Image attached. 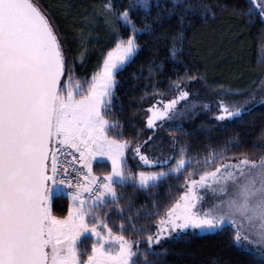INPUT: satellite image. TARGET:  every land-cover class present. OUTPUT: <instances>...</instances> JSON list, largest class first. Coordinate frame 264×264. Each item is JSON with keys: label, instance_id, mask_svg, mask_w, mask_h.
<instances>
[{"label": "snow or ice", "instance_id": "obj_1", "mask_svg": "<svg viewBox=\"0 0 264 264\" xmlns=\"http://www.w3.org/2000/svg\"><path fill=\"white\" fill-rule=\"evenodd\" d=\"M180 4L181 0H173L174 9ZM249 4L246 14L255 13L264 23V0ZM94 7L110 27L115 47L106 52L97 71L81 79L75 68L86 59L83 32L74 56L35 0H0V264H138L141 259L156 264L148 253L168 252L162 247L157 251V245L228 228L234 244L264 264V155L254 159L232 152L231 146L241 143L236 137L222 146L206 145L207 152L200 155L192 151L190 141L181 144L175 133L169 134L173 143L166 154H156L153 136L142 140L124 136L119 119L108 113L114 111L117 73L140 47L137 37L153 33L151 23L138 26L133 19V12L148 11L150 4L129 0L121 9L114 0H104ZM183 10L207 14L210 8L186 4ZM86 23L92 27L95 19ZM120 26L130 34L122 35ZM178 36L183 39V33ZM170 51L175 58L182 46L174 44ZM202 79L186 71L172 81L171 91L178 94L170 99L156 88L151 94L155 102L142 109L147 113L146 126L156 130L173 121L182 129L179 118L200 104L191 99L199 93L186 85ZM219 91L236 97L245 89L221 85ZM215 103L217 121L243 120L264 106V91ZM203 108L211 110L212 104L205 102ZM113 129L115 134H110ZM105 157L111 171L97 174L93 165ZM189 165L194 166L191 171ZM181 176L183 191L162 213L156 200L151 210L120 202L118 185L148 192L162 183L171 186L169 178ZM59 196L71 201L66 216L53 211ZM141 215L157 217L154 232L146 225L136 227ZM113 216L124 217L134 231L146 235L140 239L124 235V219L116 225L120 231H115ZM89 238L94 242L82 249ZM141 239L146 250L139 247Z\"/></svg>", "mask_w": 264, "mask_h": 264}, {"label": "trees", "instance_id": "obj_2", "mask_svg": "<svg viewBox=\"0 0 264 264\" xmlns=\"http://www.w3.org/2000/svg\"><path fill=\"white\" fill-rule=\"evenodd\" d=\"M35 2L52 18L62 41L72 50L74 56L80 50L83 32V43L87 48L86 59L83 64L77 62L75 72L78 78L90 77L98 70L106 52L115 46L110 27L103 24L102 18H98L94 7L102 6L104 0H35ZM128 2L129 0H114L115 6L121 9L127 7ZM149 4L148 11L140 8L133 12V19L138 26L151 23L153 33L137 37L140 47L133 60L117 73L120 83L114 95V111L108 113L110 118L119 119L124 136L136 140L144 138L143 124L138 117L141 105L139 103L144 96L152 94L156 88L160 91L165 90L172 81L183 77L186 71L191 75H202L205 71L211 70L212 63L224 55L225 48L222 44L214 43L211 50H207V64L205 63L203 67L195 52L193 44L195 38L210 26L224 20L235 21L241 29L246 47L244 57L246 65L250 68L264 67L262 31L264 23L257 14L254 13L252 16L246 14L249 7L245 0H181L180 7L176 9L173 8V0H149ZM186 4L197 7L207 5L210 11L207 14L202 11L197 13L184 11ZM93 19L95 24L88 27L86 22ZM120 31L125 36L130 34V30L124 26H120ZM178 33H183V39L179 38ZM174 44L182 46V51L177 52L175 58L170 51ZM207 72L213 77L218 75L215 74V70ZM172 133L177 135L181 144L190 141L192 151H199L200 155L207 152L206 145L222 146L230 138L236 137L241 143L239 146H231V151L248 153L251 158L258 159L264 154V106H258L250 114L245 115L243 120L219 122L212 119L211 114L204 113L195 120L183 124L182 129L173 127ZM110 134H115V129ZM93 167L97 174L111 170L110 162L105 160L102 163H94ZM193 167L189 165V170L191 171ZM169 180L171 186L162 183L159 188L150 189L148 192L134 185H118L122 193L120 202L127 205L131 201L136 208L146 205L151 210L152 201L156 200L162 213L164 208L183 191V176L179 179L170 177ZM149 192H159V195H149ZM70 206L71 201L64 196L56 197L53 201V211L57 216H66ZM136 208L132 211L135 212ZM121 219H124L127 225L123 234L130 239H140L146 235L145 232L134 231L127 220L120 216H113L110 221L115 231H120L116 225ZM156 219L157 217L141 215L136 221V227L146 225L154 231ZM93 242L91 238L85 239L81 245L82 249H89ZM161 247L168 250L165 256L148 253V258L156 261V264H260L255 257L234 244L231 228L225 229L223 233L192 236L179 242L170 240L156 247L157 251ZM138 264H144L143 260L138 261Z\"/></svg>", "mask_w": 264, "mask_h": 264}, {"label": "rangeland", "instance_id": "obj_3", "mask_svg": "<svg viewBox=\"0 0 264 264\" xmlns=\"http://www.w3.org/2000/svg\"><path fill=\"white\" fill-rule=\"evenodd\" d=\"M245 1L247 2L248 7H250L249 0ZM103 24L105 25V22H103ZM240 30L241 29L237 26L235 21L224 20L213 26H210L206 30L199 33L195 38L193 43L194 49L195 52H197L196 54L198 55V58L203 67H205V63L207 64V50L210 51L214 43L222 44V46L225 48V51L224 55L214 61L210 67L212 72L215 70V74H218L216 77L211 76L207 72L210 71L211 73V70H207L202 75H199L203 77L202 80L193 81L186 85L189 91L193 93H199V95H193L191 99L199 101L200 104L195 112L186 114L185 116L179 118L181 121H183V124H187L195 120L198 116L204 113L211 114L212 119H215L214 113L217 111L215 102L217 99H242L243 97H246L253 92L257 93V96H259L262 91H264V84H262V81H264V67L250 68L246 65L244 57L247 51L245 49L246 47L243 43ZM208 60L210 61L209 58ZM221 85L231 86L232 88L245 89V91L243 93V96H223L219 91V86ZM162 91L167 93V95L164 97L165 99H170L178 94L171 91V84ZM155 99L156 98L151 94L143 97L141 103H139L141 105L139 106L140 111L138 112V117L140 121H142L144 128L143 139H146L149 136H153V141H151V143L155 145L156 154H159L160 151H163L166 154L171 150L170 146L173 143L169 134L172 133V128L174 127L175 122H165L162 128L156 130L150 129L146 126L147 113L145 111H142V109H147L151 103L155 102ZM205 102L212 104L211 110L203 108V103ZM179 107H183V103ZM98 159L107 161L106 157ZM130 163L132 164V169L135 171V162L130 160ZM209 199H211L210 196ZM168 241L170 240H167L165 242ZM165 242H163L162 244H164ZM162 244L157 245L156 247H159ZM139 247L147 248V245L144 241H141Z\"/></svg>", "mask_w": 264, "mask_h": 264}]
</instances>
